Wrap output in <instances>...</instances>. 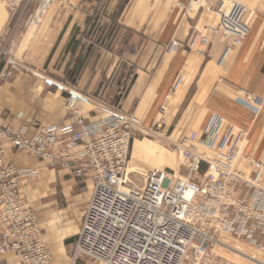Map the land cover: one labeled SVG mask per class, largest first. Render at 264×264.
Returning a JSON list of instances; mask_svg holds the SVG:
<instances>
[{
  "label": "crops",
  "instance_id": "crops-1",
  "mask_svg": "<svg viewBox=\"0 0 264 264\" xmlns=\"http://www.w3.org/2000/svg\"><path fill=\"white\" fill-rule=\"evenodd\" d=\"M229 1L249 9L240 45L204 31L218 25L214 10ZM33 22L0 4V36L10 31L0 40L8 47L0 50L1 126L32 135L39 126L68 124L63 102L73 95L86 124L120 110L177 138H200L207 117L217 114L244 133L238 168L254 176L251 160L264 163V0H55ZM172 41L178 46L170 48ZM65 143L61 138L59 148ZM4 149L6 162L33 172L18 190L38 217L53 264H89L85 257L72 262L67 248L78 238L92 185L7 143ZM220 240L216 251L226 264L263 261L244 239ZM0 264L21 263L6 253Z\"/></svg>",
  "mask_w": 264,
  "mask_h": 264
},
{
  "label": "built area",
  "instance_id": "built-area-1",
  "mask_svg": "<svg viewBox=\"0 0 264 264\" xmlns=\"http://www.w3.org/2000/svg\"><path fill=\"white\" fill-rule=\"evenodd\" d=\"M36 1L32 19L55 0ZM248 12L242 4L222 3L214 10L218 25L204 31L240 45ZM177 46L170 43V48ZM240 95L254 102L246 91ZM70 98L72 104L75 99ZM68 111V124L39 126L32 135L0 125V256L13 253L21 264H53L38 217L18 190L21 177L33 172L4 160L5 143L91 183L73 260L86 256L106 264H226L215 251L224 247L220 236L244 239L264 254V163L251 160L254 176L238 168L241 129L210 114L202 136L192 138L196 144L177 147L184 177L153 169L138 186L131 177L129 153L140 121L113 110L86 124L76 110ZM61 138L66 143L59 148Z\"/></svg>",
  "mask_w": 264,
  "mask_h": 264
},
{
  "label": "rangeland",
  "instance_id": "rangeland-1",
  "mask_svg": "<svg viewBox=\"0 0 264 264\" xmlns=\"http://www.w3.org/2000/svg\"><path fill=\"white\" fill-rule=\"evenodd\" d=\"M20 1L21 3L19 6H14L15 4H12L7 0H0V4L5 5L6 10L10 16H20L25 19V18H30V16L35 15V12L37 10L36 0H20ZM23 4L25 5V7L21 8V5ZM23 27L24 26H22V28ZM9 32L10 31L4 30L1 33L0 40L4 38H8L10 36ZM1 45L2 44H0V50H4V51L8 50V47H4ZM17 73L18 72L16 71L7 73L8 79H12V77ZM1 83H2V80H0V85ZM69 99H71L70 96H68L63 102V108L65 112L68 111L69 109H74L73 108L74 103L72 102V104H70ZM126 114L132 116L131 114H128V113ZM202 127L203 125L201 126V129ZM170 132L171 130L166 129L162 124L156 125L153 128L151 127L145 128L140 123L139 127L134 128L132 132L133 136H132V140L130 144L129 166H130V171L132 172L131 177L135 181V184H137L138 186L144 183L145 175L153 169H165L171 174H178L176 175L177 177L185 174L183 160H182L181 154L178 151L177 147L180 145H186V146L195 145L196 143L194 142V140H192L194 135L191 137L177 138L175 136L170 137ZM198 138L199 137H197L196 139ZM137 146L138 148H136ZM159 157L163 159L162 165L159 164L158 162L157 163L154 162L152 164L149 163L151 160H155ZM156 166H160V167L155 168ZM48 168L50 167L48 166ZM87 182L89 185H91L89 181ZM28 204L31 206L30 203ZM74 246L75 244L67 248L68 256L72 262L76 260L77 258L85 257L84 259L89 264H106V263H103L101 261H98L91 257H86V256H78L73 260ZM48 249L51 251L52 259H53L54 257L53 251L50 248ZM219 250H220L219 248H218V251L215 250L217 254H220ZM261 259H263L261 263H264V257L263 258L261 257Z\"/></svg>",
  "mask_w": 264,
  "mask_h": 264
},
{
  "label": "bare ground",
  "instance_id": "bare-ground-1",
  "mask_svg": "<svg viewBox=\"0 0 264 264\" xmlns=\"http://www.w3.org/2000/svg\"><path fill=\"white\" fill-rule=\"evenodd\" d=\"M41 16H40V14H37L36 15V17H34V22H33V24L40 18ZM30 33V32H29ZM27 35V34H26ZM137 150V149H136ZM163 159L161 158V157H159V158H157V159H155V160H151L149 163L150 164H152V163H157L158 161H162ZM140 175H142V174H140ZM176 175H178V174H175V176ZM177 177V176H176ZM178 177H184L183 175L182 176H178ZM224 241V240H223ZM225 242V241H224Z\"/></svg>",
  "mask_w": 264,
  "mask_h": 264
},
{
  "label": "water",
  "instance_id": "water-1",
  "mask_svg": "<svg viewBox=\"0 0 264 264\" xmlns=\"http://www.w3.org/2000/svg\"><path fill=\"white\" fill-rule=\"evenodd\" d=\"M76 95H73V97H75Z\"/></svg>",
  "mask_w": 264,
  "mask_h": 264
}]
</instances>
